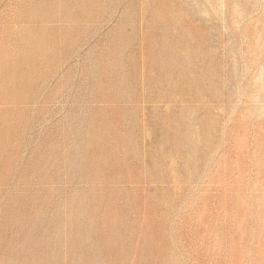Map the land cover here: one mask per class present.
I'll list each match as a JSON object with an SVG mask.
<instances>
[{
  "label": "rangeland",
  "instance_id": "1",
  "mask_svg": "<svg viewBox=\"0 0 264 264\" xmlns=\"http://www.w3.org/2000/svg\"><path fill=\"white\" fill-rule=\"evenodd\" d=\"M0 264H264V0H0Z\"/></svg>",
  "mask_w": 264,
  "mask_h": 264
}]
</instances>
